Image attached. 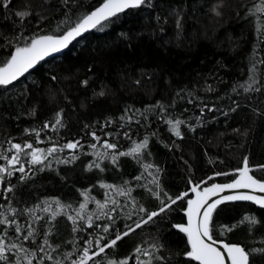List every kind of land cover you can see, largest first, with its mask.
I'll return each instance as SVG.
<instances>
[{
    "label": "trees",
    "instance_id": "obj_1",
    "mask_svg": "<svg viewBox=\"0 0 264 264\" xmlns=\"http://www.w3.org/2000/svg\"><path fill=\"white\" fill-rule=\"evenodd\" d=\"M2 3L0 61L10 58L14 46H24L25 37L60 35L103 0H11L7 8ZM261 5L262 0H147L90 30L62 54L40 61L11 85L0 86V153L10 158L16 154L9 151L10 143H30L47 156L43 164L32 165L26 154L32 149H25L15 165H23L25 172L0 174V211L8 210L22 230L17 240L14 226L9 227L6 242L35 251L32 264H40L41 258L43 264H72L85 241L91 240L96 251L98 239L103 245L146 218L141 206L158 210L153 192H160L166 203L164 193L175 199L187 192L88 264L125 259L138 264L149 260L145 250L163 257L153 258L152 264H197L186 256V235L174 227L185 221L190 184L202 188L231 180L245 158L252 175L264 180V13L256 12ZM18 11L31 15L21 21ZM177 119L184 121L180 137L167 123ZM145 139L147 148L132 153ZM77 141L76 149L64 147ZM105 142L115 149L105 148ZM52 147L57 151L47 155ZM0 166L7 167V161L0 158ZM224 172L229 175H216ZM9 186L12 191L6 192ZM119 189L131 193L120 195ZM97 201L105 207L99 208ZM88 215L93 217L91 228ZM244 216L257 223H241ZM29 225L35 234L25 241ZM105 225H110L107 233ZM213 225L214 238L241 244L249 264H264V208L225 203L213 214ZM226 227L232 230L224 231ZM3 229L0 225V233ZM46 237L51 247L44 245ZM138 247L140 253L135 252ZM6 254L7 264H15L16 251ZM23 256L19 253L26 264Z\"/></svg>",
    "mask_w": 264,
    "mask_h": 264
},
{
    "label": "snow or ice",
    "instance_id": "obj_2",
    "mask_svg": "<svg viewBox=\"0 0 264 264\" xmlns=\"http://www.w3.org/2000/svg\"><path fill=\"white\" fill-rule=\"evenodd\" d=\"M65 3L68 0H64ZM11 0H3L2 6L7 8ZM147 3V0H103V3L96 7L89 14L82 16L74 26L64 29L60 35H37L31 38L25 37L27 41L24 46H14V51L9 54L10 58L0 61L3 63V66L0 67V86L11 85L19 77L23 76L30 69L34 68L40 61L44 60L46 57L58 53L63 49L67 48L74 40L78 37H81L84 33L97 29L98 26H101L103 22L110 20L113 17H116L119 13L124 12L127 9L139 8ZM256 12L264 13V0H262V5L256 8ZM16 15L20 17L23 21L28 15H31L30 11H18ZM219 15V12H217ZM19 39V35L17 36ZM8 44H11L12 41H7ZM55 79V77H53ZM87 84V81L83 82ZM251 85L245 88V91L250 90ZM258 90V89H257ZM103 95V92L100 93ZM192 101L189 100V103ZM211 110V109H209ZM203 111V109H201ZM57 125L61 123L59 115L55 121ZM168 124L172 126L171 130L177 136H181L180 125L184 121L177 119L173 121L168 120ZM48 127V125H44ZM37 135H39L37 133ZM95 139H99L95 136V133L92 134ZM79 145V141L72 143H67L64 147L67 149H76ZM148 140L145 139L142 143L137 144L135 148L132 149V153L139 154L140 150L147 148ZM107 149H115L116 145L105 142L103 145ZM95 148V145H92ZM25 149H32L30 153H26L31 156L30 163L32 165L43 164L44 160L47 159V156L44 155V150L35 149L33 145L28 143L25 145L10 143L9 151L15 150V155H12L10 158L3 153H0V158L7 161V167L0 166V174H5L8 177L13 175V170L16 172L24 173L25 169L23 165L19 168H16L15 165L20 163V153L24 152ZM57 148L52 147L47 149V155H51L56 152ZM131 153L121 152L119 155H129ZM75 159V157H73ZM113 163L116 162V156H112ZM64 163L70 161L65 160ZM93 165H89L91 168ZM99 167V164L95 165ZM152 167V165H147V168ZM238 175L230 183L224 184H212L209 187H205L201 190L200 183L195 184L191 191L196 194L195 199L187 200V224H178L175 225L180 232L186 234L187 242L190 245V250L186 252L187 258L192 261H196L197 264H249V253L245 249L236 244H229L223 241H218L213 237V214L215 213L217 207L223 204L226 201H252L253 203L259 205L261 208H264V195L257 196L254 193L260 192L264 193V181H261L252 175H250V169L248 167L247 159L244 160V165L242 168L236 170ZM216 175H229V173H217ZM23 178V177H22ZM137 180L140 177H136ZM211 179V178H210ZM4 176L0 175V183H3ZM159 188L158 180L155 178L152 181ZM201 183H204L203 181ZM101 187H111L109 185H101ZM240 189H249L250 192H240L236 191L232 195H220L226 190H240ZM6 192H11L12 188L9 186L5 189ZM120 195H130L131 189H119ZM151 191V189L149 190ZM159 200L158 210L149 211L148 209L140 207V211L146 214V218L135 223V227H128L127 231L123 233H117L115 239L101 245L100 240L96 241L97 250L92 251V241L87 240L85 243L86 247L82 249V255L78 260H73L72 264H88L89 261L95 260L97 257H100L105 253L106 248H113L116 246L117 241L123 239V237L128 236L130 232H134L137 228H141L144 224H148L153 221L155 217L159 216L161 213L166 212L171 208L172 205L176 204L177 200H182L188 195L187 192L178 195L175 199L171 196H168L167 193H164V196L167 198V203L165 200L160 199V192L152 193ZM217 197L216 199H212ZM4 199H8L5 195ZM211 201V202H210ZM58 203V202H57ZM99 208H104L105 204H101L99 201L96 202ZM113 203H116L113 201ZM2 207V206H0ZM86 208V203L80 204V209L84 210ZM8 210L0 211V225L4 226L2 233H0V261H5L6 264L9 260V257L6 253L16 251L18 258L15 261V264H21V259L19 258V253H24L23 259L26 261V264H32L33 258L36 256V252H29L28 249L24 248L22 244L18 243H7L6 237H8V228L14 226V232L17 234V240L20 239L22 233L21 226L17 223L15 219H9V216L6 214ZM12 215L15 216L16 210H10ZM44 211H48V208H45ZM57 213H53V219ZM79 215V213H78ZM100 217H97L99 219ZM69 220H72L75 224V218L72 216L68 217ZM80 219H84L83 216H80ZM109 220H112V217H108ZM241 223L256 224L257 220L253 216H244ZM93 226V217L92 215L87 216V227L91 228ZM99 227V226H98ZM110 225H105L103 227L104 232H109ZM77 228H73V231H77ZM232 227H226L224 231H231ZM35 234V229L29 225V230L26 235H23V240L27 241L30 238H33ZM223 234V232L221 233ZM103 239V238H101ZM44 245H48L49 241L47 237L44 239ZM57 247H59L57 245ZM157 246L153 245L155 249ZM55 250V249H53ZM40 252H44L45 248L43 246L39 247ZM141 248H136L135 252L140 253ZM145 256H149L148 261H139L138 264H152V259L163 260V257H152L151 253L148 251H143ZM67 256H71L72 253H67ZM48 260H52L53 257L50 253L46 255ZM43 259L41 258L40 264H43ZM55 264H60V261H55ZM108 264H117L115 261H109ZM119 264H128L127 259L119 261Z\"/></svg>",
    "mask_w": 264,
    "mask_h": 264
},
{
    "label": "water",
    "instance_id": "obj_3",
    "mask_svg": "<svg viewBox=\"0 0 264 264\" xmlns=\"http://www.w3.org/2000/svg\"><path fill=\"white\" fill-rule=\"evenodd\" d=\"M89 32V31H88ZM88 32H86V33H88ZM86 33H84L83 35H85ZM82 35V36H83ZM81 36V37H82ZM80 37H78L77 39H79ZM76 39V40H77ZM75 41V40H74ZM73 41V42H74ZM72 42V43H73ZM71 43V44H72ZM70 44V45H71ZM69 45V46H70ZM68 46V47H69ZM67 47V48H68ZM67 48H65V49H63L62 51H60V52H58V53H54V54H52V55H50V56H48V57H46L45 59H48V58H51V57H54V56H58V55H60V54H62ZM33 69V68H32ZM32 69H30L28 72H30ZM27 72V73H28ZM27 73H25V74H27ZM24 74V75H25ZM23 75V76H24ZM22 77V76H21ZM21 77H19V78H21ZM18 78V79H19ZM17 79V80H18ZM15 82V81H14ZM243 165H244V162H243V164H242V166H241V168L243 167ZM249 167V166H248ZM249 169H250V167H249ZM250 175H252V173H251V170H250V173H249ZM253 176V175H252ZM254 177V176H253ZM236 178V176L233 178V179H231V180H228V181H223V182H213V183H210V184H208V185H206V186H203L202 188H201V190L203 189V188H205V187H209V186H211L212 184H224V183H230V182H232L234 179ZM258 179V178H257ZM259 180H261V179H259ZM261 181H264V180H261ZM194 186V184L193 183H191L190 184V188L192 189V187ZM236 191H240V192H250L251 190H249V189H240V190H226L224 193H221L220 195H232V194H234V192H236ZM255 195H257V196H261V195H264V193H260V192H255L254 193ZM196 198V194L194 193V192H192L191 191V197L189 198V199H195ZM217 197H213L212 199H216ZM211 202V201H210ZM233 202H250V203H253L252 201H226V202H224L223 204H225V203H233ZM253 204H255V203H253ZM222 205V204H221ZM255 205H257V204H255ZM257 206H259V205H257ZM187 204H186V207H185V209H184V216H185V221H184V223H179V224H184V225H186L187 224V220H188V218H187ZM176 225H178V224H176ZM177 229V228H176ZM186 235V234H185ZM187 237V236H186ZM214 239H216V238H214ZM216 240H218V241H223V242H225V243H229V244H236V245H239V246H241V247H243L241 244H238V243H230V242H227V241H224V240H221V239H216ZM189 247H190V245H189ZM244 248V247H243ZM245 249V248H244ZM246 251V250H245ZM247 252V251H246Z\"/></svg>",
    "mask_w": 264,
    "mask_h": 264
}]
</instances>
